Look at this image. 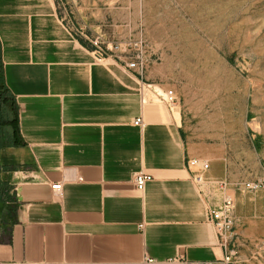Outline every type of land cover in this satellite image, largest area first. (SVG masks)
Masks as SVG:
<instances>
[{"label":"crops","instance_id":"crops-1","mask_svg":"<svg viewBox=\"0 0 264 264\" xmlns=\"http://www.w3.org/2000/svg\"><path fill=\"white\" fill-rule=\"evenodd\" d=\"M0 45L23 141L0 150V264H222L216 205L187 168L203 154L162 95L126 60L99 62L55 0H0Z\"/></svg>","mask_w":264,"mask_h":264},{"label":"rangeland","instance_id":"rangeland-1","mask_svg":"<svg viewBox=\"0 0 264 264\" xmlns=\"http://www.w3.org/2000/svg\"><path fill=\"white\" fill-rule=\"evenodd\" d=\"M55 2L93 51L100 38L109 60L139 58L148 100L152 88L175 93L182 138L209 165L200 190L216 209L233 201L228 250L237 264H264V0Z\"/></svg>","mask_w":264,"mask_h":264},{"label":"built area","instance_id":"built-area-1","mask_svg":"<svg viewBox=\"0 0 264 264\" xmlns=\"http://www.w3.org/2000/svg\"><path fill=\"white\" fill-rule=\"evenodd\" d=\"M91 44L94 47V53L96 55V58L99 62L105 61L107 59H110V56L108 57L104 46L106 45L105 41L103 39H96ZM118 50V46L115 48ZM116 58V57H111ZM126 67L128 70L132 72L139 73L143 70V66L141 61L138 57H130L126 60ZM176 103V95L172 90L167 91L166 98H165V104L169 107H172ZM135 126H141L142 120L136 119L134 122ZM187 168L191 174V177L196 182L202 181V175L204 172H206L209 169V165L200 162L197 159L189 160L187 162ZM153 180V178L150 175L144 174V173H138L133 178V185L137 191H143L145 186L150 183ZM248 189L253 190L257 186L255 185H247ZM207 219L208 222H210L220 240L221 247L224 249V258L222 259V264H237V262L234 260L233 254L230 250H228L230 240L233 237L232 231L233 227L235 225L236 219L234 214V204L233 201L228 198L225 199L223 202V205L219 209H211L208 210L207 213ZM167 264H214L213 262H192L187 260L183 256L174 257L172 259H169L167 261Z\"/></svg>","mask_w":264,"mask_h":264},{"label":"trees","instance_id":"trees-1","mask_svg":"<svg viewBox=\"0 0 264 264\" xmlns=\"http://www.w3.org/2000/svg\"><path fill=\"white\" fill-rule=\"evenodd\" d=\"M23 145L19 134L18 111L15 100L8 90L3 74L0 45V150L4 147ZM2 168L0 166V175ZM6 185L0 178V201L5 194Z\"/></svg>","mask_w":264,"mask_h":264}]
</instances>
